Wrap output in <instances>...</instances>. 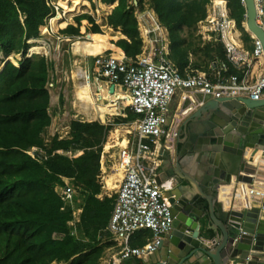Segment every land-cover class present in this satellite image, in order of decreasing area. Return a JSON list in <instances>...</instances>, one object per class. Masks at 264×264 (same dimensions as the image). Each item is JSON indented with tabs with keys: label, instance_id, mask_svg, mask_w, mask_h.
<instances>
[{
	"label": "trees",
	"instance_id": "trees-1",
	"mask_svg": "<svg viewBox=\"0 0 264 264\" xmlns=\"http://www.w3.org/2000/svg\"><path fill=\"white\" fill-rule=\"evenodd\" d=\"M98 1L104 6L114 5L105 16L104 26L123 38L115 42V38L97 34L100 28L88 15L75 17L76 26L68 25L61 34L107 37L114 48L134 58L142 46L134 10L143 8V0ZM132 1H136L135 6L129 4ZM208 1L149 0L168 31L169 58L181 74L190 69L192 49L181 36L182 28H190L205 17ZM227 1L230 10L238 11L233 17L241 27L244 8L239 0ZM74 2L76 7L81 3ZM53 12L47 0H0V67L10 55L21 54L22 58L18 65L7 61L0 71V264H98L104 251L99 243L109 238L106 228L116 197L99 199L102 186L98 176L102 147L113 125L73 120L67 139L53 138L46 145L42 138L51 122L46 87L51 64L44 57L25 56L32 46L28 42L41 37L39 30L43 32L45 19ZM82 20L92 28L80 26ZM207 47L214 53V60L225 64L226 75L240 76L226 61L221 44L215 41ZM199 68V64H192V69ZM135 118L127 112L115 117L114 123H128ZM33 149L31 157L27 152ZM81 150L87 151L85 156L70 155ZM66 181L75 191L72 208L60 200L55 190ZM76 209L80 210L75 227L78 237L73 236L68 224ZM130 245H138L137 236Z\"/></svg>",
	"mask_w": 264,
	"mask_h": 264
},
{
	"label": "built area",
	"instance_id": "built-area-1",
	"mask_svg": "<svg viewBox=\"0 0 264 264\" xmlns=\"http://www.w3.org/2000/svg\"><path fill=\"white\" fill-rule=\"evenodd\" d=\"M252 1L255 24L264 32V0ZM47 3L55 8L52 0ZM239 3L245 8V0H239ZM129 4L135 6L136 2ZM110 8L98 5L90 17L98 24L101 12ZM134 17L142 42L141 52L134 58H127L123 52L91 56L90 72L86 76V83L95 88L97 102L103 99L101 94H105L106 99H111L117 116H125V110L136 116L131 122L132 132L126 134L130 136L118 152L117 168L122 169V177L117 180L116 198L106 228L109 238L105 239L114 245L103 264L148 258L171 230V205L167 193L173 185L171 181L157 183L156 177L162 163L158 149L178 137L174 119L169 118V104L175 94L187 91L211 99L247 98L256 102L264 98L263 45L251 35L253 48L250 52L238 47L235 22L228 16L225 2L210 1L207 16L197 24V34L203 41L219 38L228 62L235 69L244 68L241 76L225 77L221 72L225 73L226 68L222 66L216 70L213 64L211 75L192 71L181 74L169 58L166 29L159 24L153 11L135 9ZM246 20L244 13L243 25ZM259 62L257 73H254ZM111 86L112 93L109 92ZM181 98L194 102L189 96ZM253 152L255 150L249 149V154ZM27 154L33 157L34 149ZM245 159L255 168L254 173H240L238 177H232L229 185L221 186L220 189L231 195L229 203L221 202L228 211L245 212L258 208L264 216V148L256 150L252 160L247 156ZM55 190L60 200L72 208V185L65 183L56 186ZM79 214V209L73 210L69 226L79 223ZM140 232L149 234L145 243L130 245Z\"/></svg>",
	"mask_w": 264,
	"mask_h": 264
},
{
	"label": "water",
	"instance_id": "water-1",
	"mask_svg": "<svg viewBox=\"0 0 264 264\" xmlns=\"http://www.w3.org/2000/svg\"><path fill=\"white\" fill-rule=\"evenodd\" d=\"M245 13L246 31L261 41L264 54L252 0H245ZM179 131L174 147L161 149L156 177L173 184L167 193L171 230L145 264H264L258 261L264 259V216L258 208L225 210L219 200L220 187L233 176L254 173L245 157L249 149L264 148V98L202 100Z\"/></svg>",
	"mask_w": 264,
	"mask_h": 264
},
{
	"label": "rangeland",
	"instance_id": "rangeland-1",
	"mask_svg": "<svg viewBox=\"0 0 264 264\" xmlns=\"http://www.w3.org/2000/svg\"><path fill=\"white\" fill-rule=\"evenodd\" d=\"M52 1L54 5L58 3V0H52ZM91 4H92L91 9H93L94 3ZM98 5L99 3L97 2V6ZM143 5H149V0H143ZM86 9L87 8H83L80 4L78 8L75 9V12L67 13L64 16L66 17L65 20L62 19V22L64 21L66 25L73 26L74 25L73 19L75 17L81 15H87L88 12L91 11V10L88 11ZM110 10H108V12ZM106 12L107 10L104 11V15L106 14ZM237 14L238 11L231 10L232 16H237ZM104 19L105 16L100 17L97 20L98 22L97 25L100 28V32H98L97 34H103L112 38H115L117 36L119 38L120 36L117 35L116 32L104 26ZM62 22L59 23L61 24ZM88 23L86 24L81 23L80 26L87 27V25H89ZM243 26L246 29V25ZM243 26L242 24L241 27L236 26L238 32L241 35L242 41H244V38H246L247 36V33L245 29H243ZM89 28H92V26H90ZM39 33L41 34V37L39 39L34 41H29L28 43L32 45L31 48L40 46L45 50L44 52L32 54L31 56L37 55L39 57H44L51 64L50 69L48 71L49 74L48 83L46 85L50 96L48 114L51 118V122L50 125L44 130L42 134L44 143L48 145L53 138H56L57 140L67 139L69 132V123L73 120H82L87 122H91L94 120V121H100L101 123L104 124H112L113 129L109 132L106 141L102 147L100 160L102 158L103 153H105L104 154L105 160H104L103 168L100 167L98 181L102 186V194H101L102 196L107 195V196L116 197L117 187L113 189L108 188L105 184V180L108 179L109 176L114 174V169H115L114 166L118 161V152L120 150V147L118 146L115 147L116 143L120 142L121 139L130 136V135L127 136L126 134H128V132H132L133 125L131 124V122L116 125L114 123V120L115 117H117V115L114 111V108L112 107L113 103L111 102V99L110 100L108 99L103 102H97L95 100L96 99L95 88L91 84L88 85L90 86L89 87L90 98L94 104L93 106L94 108L89 111H83V109L81 108L80 101L76 98V85L81 83L82 84L86 83V76L90 72L89 64L91 63V56H87V55L77 56L76 53H79V50L75 48L76 42L73 40L70 41L65 40L56 46L55 38L52 37L48 32L47 33L41 32L39 30ZM181 36L185 40L186 45L192 46V49L189 53L191 65L189 64L188 66H190V69L194 71H207L210 62L214 59L212 58L214 56V53H212L210 49L207 47L209 43H204L197 35L196 25H193L190 28L183 27ZM105 38L108 40L107 37ZM115 41H117L116 38ZM248 48H250L249 45ZM28 52L29 49L27 51L26 56H29ZM21 59H22L21 54H17V55H10L5 59V61L9 60L13 64L18 65ZM192 64H199L200 68L196 70L192 69ZM77 69H80L83 72V77L81 79H77L75 77V73ZM127 112L128 111L125 110V115L127 114ZM115 131H118L117 136L115 138L110 139V133ZM107 143H109L111 146L113 145V147L110 148L108 152L105 151V145ZM86 153L87 151L81 150V151L70 152V155L74 157H83L86 155ZM117 180L118 178L114 179L115 186L118 185ZM66 183L70 184L67 181ZM77 214L78 212L75 213V217H77ZM75 227L76 225L72 227L73 228L72 234L73 236L78 237L79 234L77 233V228ZM136 236L138 237V233L134 237ZM99 244L100 246H103L104 251L98 264L102 263L105 260L106 256L111 253L114 243L109 242L107 240H102Z\"/></svg>",
	"mask_w": 264,
	"mask_h": 264
},
{
	"label": "crops",
	"instance_id": "crops-1",
	"mask_svg": "<svg viewBox=\"0 0 264 264\" xmlns=\"http://www.w3.org/2000/svg\"><path fill=\"white\" fill-rule=\"evenodd\" d=\"M60 0H58V2H59ZM75 0H67V1H63L62 0V2H63V4L64 5H62L63 7H64V9H66L67 10V12L68 13H73V12H75V9H74V11L73 12H70V8H72V5H73V2H74ZM81 1V6L83 7V8H87L86 10H91L90 12H88V16H90V13L91 12H93V9L94 8H96V7H98L97 6V2L99 3V1L98 0H80ZM210 1L211 0H209L208 1V3L206 4V6H205V17L207 16V14H208V11H209V3H210ZM220 1H223V2H225L226 3V11H227V13H228V16L232 19V20H234V22H235V28H236V36H238V39H237V45H238V47H240V48H244L246 51H248V52H250L251 50H252V48H253V42H252V37H251V34L249 33V32H247L246 30V33H247V36H248V40H245L244 39V41H245V43H244V41H242V39H241V35H240V33L238 32V30H237V25H236V21H235V19H234V17L231 15V10L229 9V7H228V1L227 0H220ZM136 2V1H135ZM91 3H94V8L93 9H91ZM74 4H75V2H74ZM99 5L100 6H103L102 4H100L99 3ZM136 5V4H135ZM110 6V5H109ZM75 7H76V4H75ZM105 7H108V6H105ZM114 7V5H112L111 6V8L110 9H112ZM76 8H78V7H76ZM145 8H148V9H150V10H152L153 11V13L155 14V12H154V10L149 6V5H143V8L142 9H145ZM244 8V7H243ZM138 10H141V9H138ZM110 12V11H109ZM108 11L106 12V15L109 13ZM244 13H245V8H244ZM246 14V13H245ZM66 15V14H65ZM106 15H104V12H101V17H104V16H106ZM155 16H156V18H157V20H158V22H159V24L164 28V29H166L161 23H160V21H159V19H158V17H157V15L155 14ZM205 17L202 19V20H204L205 19ZM65 18L66 17H64L63 19L65 20ZM202 20H200V21H202ZM62 20H60L59 22H61ZM74 21V20H73ZM200 21H198V22H200ZM64 22V21H63ZM198 22L196 23V28H197V24H198ZM81 23H88L86 20H82L81 21ZM242 23H243V21H242ZM241 23V24H242ZM60 24V23H59ZM73 26H76V24H75V22H73ZM89 24V23H88ZM90 26H92L91 24H89ZM97 25V24H96ZM68 25H65L64 26V28H61V29H59L60 31V33H61V31L63 30V29H65L66 27H67ZM242 26H243V24H242ZM243 29H245L244 27H243ZM117 33V35H119L120 37L118 38L117 36L115 37L117 40L118 39H120V38H123V36H121L120 35V33L119 32H116ZM165 35H166V38H167V41H168V48H169V55H170V42H169V39H168V31H167V29L165 30ZM238 33V34H237ZM198 35V34H197ZM199 36V35H198ZM109 38H112V37H109ZM199 38L201 39V37L199 36ZM201 41H203L202 39H201ZM218 42L219 44H221V42L219 41V38H217V37H213L212 38V40L211 41H203L204 43H209V44H212L213 42ZM116 42V41H115ZM108 43H110L109 41H108ZM111 44V43H110ZM112 45V44H111ZM248 45H249V47L250 48H248ZM113 46V45H112ZM221 46L223 47V45L221 44ZM86 48V47H85ZM118 48V47H117ZM223 50H224V54H226L225 53V49H224V47H223ZM122 51V50H121ZM123 52V51H122ZM225 58H226V55H225ZM226 61L228 62V60H227V58H226ZM189 64L191 65V60H190V58H189ZM214 65L215 67H216V70H219L220 68H222V66H224L225 67V64H223V63H221V62H219V61H217V60H212L211 62H210V64H209V66H208V70L207 71H194V70H191V69H188V70H185L184 71V73L185 72H188L189 70L190 71H192V72H199V73H205V74H207V75H211V73H212V69H211V65ZM228 64H230L229 62H228ZM259 64H261V62H259V63H257L256 64V66H255V68L253 69L254 70V73H257V66L259 65ZM90 65V64H89ZM231 65V64H230ZM190 67V66H189ZM231 67H233L232 65H231ZM226 68V67H225ZM233 69H235V68H233ZM225 70H227V69H225ZM238 73H240V76H241V74H242V72L244 71V68H241V69H235ZM183 73V74H184ZM225 77H228L229 75H226V72L224 73V72H221ZM237 75V74H236ZM102 95V97H103V99L102 100H100L99 102H103V101H106V100H108V99H106L105 98V94H101ZM182 96H189V97H191L193 100H194V102H189L188 100H186V101H183L182 100ZM208 99H211V98H208V97H203L202 95H200V94H192V93H189V92H187V91H184V92H177L176 94H175V96L172 98V100H171V102H170V104H169V118H173L174 119V128H176L177 130H178V137L172 142V143H170V144H168V145H165V144H162L161 145V147L158 149V151H159V154H160V156H161V149L163 148L164 150H166V146L167 147H169L170 149L172 148V147H174V145H175V143H176V141L178 140V138H181L182 137V134L180 133V131H179V127H180V125L182 124V122H183V120L186 118V116H187V114L188 113H190L191 112V110H193L198 104H199V102H201L202 100H208ZM93 106H94V104H93ZM184 110H187V112L184 114L183 112H184ZM126 138L127 137H125L124 139H121L120 140V144L122 143V142H125L126 141ZM118 143V142H117ZM116 143V144H117ZM126 143V142H125ZM115 145V147L116 146H118V147H122L121 145ZM125 145V144H124ZM123 145V146H124ZM113 147V145L110 147V148H112ZM168 149V148H167ZM107 152H108V150H106ZM106 152V153H107ZM104 154L105 153H103V155H102V158H101V160H100V167L101 168H103V165H104V160H105V156H104ZM102 163V164H101ZM114 170H117V163H116V165L114 166ZM102 170V169H101ZM115 187H117V185L115 186ZM225 192V190L221 193V201H223L224 203H229L230 201H231V195H230V193H228V192H226V193H224ZM105 196H107V195H105ZM108 197H110V196H108ZM102 198V195H100L99 196V199H101ZM148 236H149V234L147 233V232H140V233H138V245H141L143 242H145V240L148 238ZM166 237V236H165ZM133 239H135V237L133 238ZM132 239V240H133ZM165 239V238H164ZM106 259V258H105ZM148 259L149 258H145V259H143V260H138V259H133V258H130V259H127V260H124L123 262H122V264H145V263H147L148 262ZM263 260L264 259H262V258H260V259H258V261L259 262H263ZM105 261V260H104ZM235 261V263H238L239 261H238V259H235L234 260ZM234 262H233V260H229L228 262H227V264H233ZM53 264H57V263H53ZM58 264H65V263H58ZM100 264H103V262L102 263H100ZM245 264V263H244Z\"/></svg>",
	"mask_w": 264,
	"mask_h": 264
},
{
	"label": "bare ground",
	"instance_id": "bare-ground-1",
	"mask_svg": "<svg viewBox=\"0 0 264 264\" xmlns=\"http://www.w3.org/2000/svg\"><path fill=\"white\" fill-rule=\"evenodd\" d=\"M64 5L62 0H60L57 4H55V12L52 16H48L45 19V27L43 32H49V34L55 38L56 40V46L59 43H62L65 40H73L76 42L75 48L79 50V53H76L77 56L79 55H87V56H94V55H103V56H110L113 53H121L120 50L114 48L110 43H108V40L106 39H95L92 37L91 34H86L85 36L82 37H68L62 35L59 31V29L64 28L66 25L64 22L59 24V21L62 20L67 14V10L64 9L62 6ZM74 2L72 5V8H70V12L74 11ZM67 22V21H66ZM244 27V26H243ZM86 47V48H85ZM86 49V50H85ZM44 48L40 46L32 47L29 49V53L31 54H37L40 52H44ZM75 77L77 79H81L83 77V72L80 69H77L75 73ZM82 82V81H81ZM90 86L87 83H81L76 85V98L80 101L81 103V108L83 111H89L92 110L93 107V102L90 98ZM93 98V97H92ZM94 121V120H93ZM118 131L111 132L110 133V139L115 138L117 136ZM112 141V140H111ZM120 143L118 142L116 145H119ZM125 142H122L120 145L123 146ZM111 145L107 143L105 145V151L109 150ZM256 155V151L253 153L249 154V150L246 151V156L248 159L252 160L253 156ZM122 177V169L117 168V170H114V174L109 176L108 179L105 180V184L108 188L113 189L115 188L114 185V179L115 178H121ZM224 191L223 188L219 190V200L221 201V193ZM226 193V192H224Z\"/></svg>",
	"mask_w": 264,
	"mask_h": 264
},
{
	"label": "flooded vegetation",
	"instance_id": "flooded-vegetation-1",
	"mask_svg": "<svg viewBox=\"0 0 264 264\" xmlns=\"http://www.w3.org/2000/svg\"><path fill=\"white\" fill-rule=\"evenodd\" d=\"M173 185V184H172Z\"/></svg>",
	"mask_w": 264,
	"mask_h": 264
}]
</instances>
